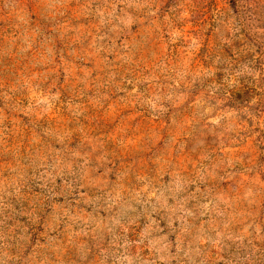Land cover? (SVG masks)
Returning a JSON list of instances; mask_svg holds the SVG:
<instances>
[{"label": "rangeland", "instance_id": "1", "mask_svg": "<svg viewBox=\"0 0 264 264\" xmlns=\"http://www.w3.org/2000/svg\"><path fill=\"white\" fill-rule=\"evenodd\" d=\"M0 264H264V0H0Z\"/></svg>", "mask_w": 264, "mask_h": 264}]
</instances>
